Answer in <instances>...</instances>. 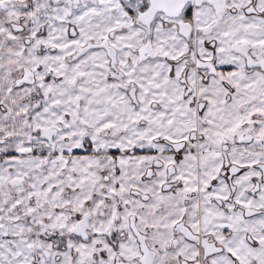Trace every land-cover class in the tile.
<instances>
[{"label": "snow or ice", "instance_id": "snow-or-ice-1", "mask_svg": "<svg viewBox=\"0 0 264 264\" xmlns=\"http://www.w3.org/2000/svg\"><path fill=\"white\" fill-rule=\"evenodd\" d=\"M0 264H264V0H0Z\"/></svg>", "mask_w": 264, "mask_h": 264}]
</instances>
